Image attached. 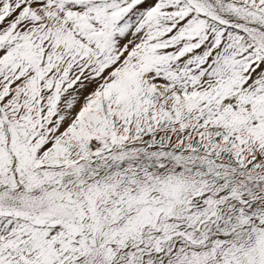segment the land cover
I'll use <instances>...</instances> for the list:
<instances>
[{"label":"snow or ice","instance_id":"1","mask_svg":"<svg viewBox=\"0 0 264 264\" xmlns=\"http://www.w3.org/2000/svg\"><path fill=\"white\" fill-rule=\"evenodd\" d=\"M0 264H264V0H0Z\"/></svg>","mask_w":264,"mask_h":264}]
</instances>
